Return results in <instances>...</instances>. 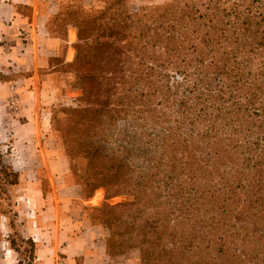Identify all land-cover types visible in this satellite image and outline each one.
I'll use <instances>...</instances> for the list:
<instances>
[{"label":"trees","instance_id":"16d2710c","mask_svg":"<svg viewBox=\"0 0 264 264\" xmlns=\"http://www.w3.org/2000/svg\"><path fill=\"white\" fill-rule=\"evenodd\" d=\"M98 1L96 12L70 5L55 19L61 36L78 30L64 66L83 92L55 128L71 161L87 159L92 190L138 196L94 209L108 256L264 264V0H171L138 12L131 0ZM19 77L0 73V83ZM2 161L0 150V200L19 183ZM17 239L8 242L19 252Z\"/></svg>","mask_w":264,"mask_h":264},{"label":"rangeland","instance_id":"374dc122","mask_svg":"<svg viewBox=\"0 0 264 264\" xmlns=\"http://www.w3.org/2000/svg\"><path fill=\"white\" fill-rule=\"evenodd\" d=\"M170 1L144 0L141 3H128L132 12H138L142 8L155 9L166 6ZM74 5V7L80 6L79 3ZM101 7L102 4L96 0V4L88 10L92 9L91 12H96ZM54 63L60 65L57 71L61 74L56 83L58 91L55 95H50L49 98L43 94L40 96V94L35 93L33 98L30 97L32 101H29V99L24 98V93L0 86L2 165L11 167L19 175V183L8 187V199H5V196L4 199L0 200V264H37L38 243L33 238H28L23 234L22 225L19 221L20 216H23L18 209L19 203L27 210L26 217L30 218L28 214L29 200L32 201L31 204L35 210L33 213L36 215H39L37 209L43 208L49 201L53 202L55 237L60 230L59 204L73 200L69 205L70 208L65 210V214L66 217L73 216L74 219L81 220V222L78 221L80 224L75 232H90L88 237L89 248L87 249L88 254H90L87 257V264H94L95 262V264H140L139 252L136 250L117 258H110L106 247L108 231L91 219L96 213L94 209H100L104 204L131 203L137 201L138 196L133 194L108 199L106 188L98 187L92 190L87 185L89 178L87 159L78 157L71 161L66 154L55 125L57 122L63 123L67 120L68 110L79 105L83 92L76 87V74L71 69L61 65L60 59ZM72 186L74 188L70 189ZM59 193L63 196V201L58 199ZM25 195L28 198H25ZM81 201H90L91 205L84 204L82 206ZM8 211L11 213L8 214ZM33 216L35 215L33 214ZM12 219L15 220L14 230L11 226ZM15 231L25 241L21 243L17 239V244L21 246L19 252L12 250L8 242L9 237L14 236ZM28 240H33L36 245L32 259L30 258L31 247ZM53 247L55 264H67L63 260L65 254L58 249L56 240ZM104 251L105 253H103ZM99 257L100 261L97 263ZM85 259V256H81L77 262L81 263Z\"/></svg>","mask_w":264,"mask_h":264},{"label":"crops","instance_id":"0c3cea01","mask_svg":"<svg viewBox=\"0 0 264 264\" xmlns=\"http://www.w3.org/2000/svg\"><path fill=\"white\" fill-rule=\"evenodd\" d=\"M131 2L141 3L144 0ZM75 3L88 9L96 4V0H0V73L21 75L19 80L0 83V86L24 93V98L29 101H32L35 93L40 96L43 94L47 98L57 93L56 83L61 73L57 71L60 65H56L54 61L60 59L61 65L74 62L77 55L74 46L78 42V30L68 25L65 27L64 36H61L53 32L56 27L54 22L68 6ZM72 188L74 187L70 189ZM59 195L58 199L63 201V196L60 195L59 198ZM25 198L28 196L25 195ZM72 201L70 200L69 204L66 202L59 204L60 230L57 237L54 235L52 201L37 209L39 215H36L33 213L35 210L32 201L29 200L30 218L26 217L27 210L19 203L18 209L23 215L19 218L22 232L38 243L37 264H55L53 257L55 240L58 249L65 254L63 260L67 264H87V257L90 254L87 251L90 232H75L80 224L78 221L81 220H76L73 216L66 217L65 210L70 208ZM81 204L91 205L90 201H81ZM81 256H85L86 262L85 260L77 262ZM99 261L100 257L97 263Z\"/></svg>","mask_w":264,"mask_h":264}]
</instances>
